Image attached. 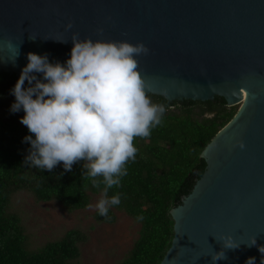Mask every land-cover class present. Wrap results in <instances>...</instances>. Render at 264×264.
I'll return each instance as SVG.
<instances>
[{
    "label": "water",
    "instance_id": "1",
    "mask_svg": "<svg viewBox=\"0 0 264 264\" xmlns=\"http://www.w3.org/2000/svg\"><path fill=\"white\" fill-rule=\"evenodd\" d=\"M74 32L80 38L142 42L149 51L137 60L148 94L168 101L218 95L227 105L238 104L201 151L202 175L170 210L173 237L159 264H212L210 254L222 248V234L241 245L226 249L227 259L217 264H245L250 256L260 264L264 0H0V72L19 77L30 51L64 62ZM8 38L16 46L11 51L3 45ZM12 102L6 101L8 107ZM8 107L0 106V116H9ZM252 236L256 245L249 247Z\"/></svg>",
    "mask_w": 264,
    "mask_h": 264
},
{
    "label": "trees",
    "instance_id": "2",
    "mask_svg": "<svg viewBox=\"0 0 264 264\" xmlns=\"http://www.w3.org/2000/svg\"><path fill=\"white\" fill-rule=\"evenodd\" d=\"M17 79L14 73L0 72V106L7 108L6 101H14L10 89ZM149 95L153 102L165 106L161 123L149 137L134 139L136 159L126 164L128 174L121 178L120 186L109 190V196L119 193L121 198V203L109 210L111 219L96 210L93 214L96 221L112 222L114 210H122L139 223L137 238L117 264H159L173 237L170 210L202 175L206 163L201 151L238 107L227 105L218 95L204 101H168ZM19 113L9 111L8 117L0 116V264H78V244L85 235L68 229L59 239L28 248L20 217L10 211L11 197L27 191L38 201L55 200L73 211L85 208L91 194L100 190L82 176L83 161L74 163L71 171H65L62 162L51 171L28 168L24 158L30 144L22 140L29 133L16 118Z\"/></svg>",
    "mask_w": 264,
    "mask_h": 264
},
{
    "label": "clouds",
    "instance_id": "3",
    "mask_svg": "<svg viewBox=\"0 0 264 264\" xmlns=\"http://www.w3.org/2000/svg\"><path fill=\"white\" fill-rule=\"evenodd\" d=\"M71 27L69 22L66 28ZM71 42L64 62L50 61L48 53L26 54L27 63L10 89L15 99L9 111L24 113L20 123L29 134L22 142L30 144L24 164L51 171L62 162L63 169L71 171L74 163L83 161L82 176L100 190L97 214L110 220L109 210L121 198L119 193L109 196V190L120 186L128 174L126 164L136 159L134 139L149 137L166 109L152 101L139 70L137 57L149 51L142 42L80 38L75 32ZM3 45L10 51L16 47L11 38ZM18 55L19 49L13 64ZM220 241L222 248L210 254L212 264L227 259L226 249L241 245L232 234H222ZM247 245H256V236ZM258 250L264 254V246ZM245 264H256L255 257Z\"/></svg>",
    "mask_w": 264,
    "mask_h": 264
},
{
    "label": "rangeland",
    "instance_id": "4",
    "mask_svg": "<svg viewBox=\"0 0 264 264\" xmlns=\"http://www.w3.org/2000/svg\"><path fill=\"white\" fill-rule=\"evenodd\" d=\"M99 196L91 194L85 208L68 211L55 200L38 201L31 193L19 191L12 195L9 207L20 217L28 248L59 239L68 229H78L85 235L78 244V264H117L137 238L139 223L122 210H114L112 222L96 221L94 205Z\"/></svg>",
    "mask_w": 264,
    "mask_h": 264
}]
</instances>
